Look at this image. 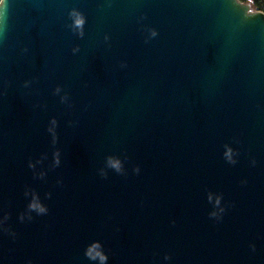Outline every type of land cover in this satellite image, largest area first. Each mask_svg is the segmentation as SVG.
Wrapping results in <instances>:
<instances>
[{
	"label": "water",
	"instance_id": "1",
	"mask_svg": "<svg viewBox=\"0 0 264 264\" xmlns=\"http://www.w3.org/2000/svg\"><path fill=\"white\" fill-rule=\"evenodd\" d=\"M0 264H264V12L3 0Z\"/></svg>",
	"mask_w": 264,
	"mask_h": 264
},
{
	"label": "trees",
	"instance_id": "2",
	"mask_svg": "<svg viewBox=\"0 0 264 264\" xmlns=\"http://www.w3.org/2000/svg\"><path fill=\"white\" fill-rule=\"evenodd\" d=\"M243 2H250L252 7L264 12V0H241Z\"/></svg>",
	"mask_w": 264,
	"mask_h": 264
},
{
	"label": "clouds",
	"instance_id": "3",
	"mask_svg": "<svg viewBox=\"0 0 264 264\" xmlns=\"http://www.w3.org/2000/svg\"><path fill=\"white\" fill-rule=\"evenodd\" d=\"M2 3H3V0H0V4H2ZM76 23H77V26H80V25H82L83 20L79 16H77Z\"/></svg>",
	"mask_w": 264,
	"mask_h": 264
},
{
	"label": "rangeland",
	"instance_id": "4",
	"mask_svg": "<svg viewBox=\"0 0 264 264\" xmlns=\"http://www.w3.org/2000/svg\"><path fill=\"white\" fill-rule=\"evenodd\" d=\"M255 9V8H254Z\"/></svg>",
	"mask_w": 264,
	"mask_h": 264
}]
</instances>
